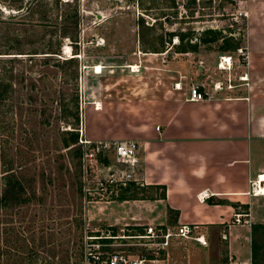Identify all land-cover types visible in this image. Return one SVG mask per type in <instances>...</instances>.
<instances>
[{"label":"rangeland","instance_id":"rangeland-1","mask_svg":"<svg viewBox=\"0 0 264 264\" xmlns=\"http://www.w3.org/2000/svg\"><path fill=\"white\" fill-rule=\"evenodd\" d=\"M27 1L31 2L24 0V4ZM255 1L156 0L147 8L145 20L153 25L142 44L136 0H38L31 2L35 10L30 16L25 10L17 13L19 0H0V19L12 18L15 23H0V52L13 43L17 48L8 52L42 51L49 40L54 49L61 47V55L54 57L11 58L13 70L10 62H0V67L4 64L8 69L0 84V264H81L85 225L98 228L93 224L99 223L103 202L123 200L118 199L123 190L114 189L112 194L117 196L112 198H102L94 190L112 159V146L102 147L112 141L102 135L112 127L113 115L127 118L122 120L125 124L115 121L116 125L129 124L132 105L143 99V90L158 92L160 87L154 75L135 78L127 67L140 57L147 70L159 67L161 58L141 49L164 44L168 55H173L175 49L168 40L178 43L174 34L189 29L195 41L205 29H220L243 48L244 11ZM76 10L77 22L64 21L66 14ZM208 47L219 54L225 51L220 39L199 49L211 50ZM244 52L237 59L244 58ZM97 64L103 66L100 77L94 72ZM97 100L103 109L95 110ZM80 140L91 143L84 145ZM84 152L93 155L85 157ZM123 194L130 197L126 200L156 199L163 196V189L138 183ZM167 219L173 223L174 214L168 212ZM254 242L251 264H264V227L255 232ZM175 246V264H189L192 256L205 257L211 264H229L220 244L200 249L193 241L179 240Z\"/></svg>","mask_w":264,"mask_h":264},{"label":"crops","instance_id":"crops-1","mask_svg":"<svg viewBox=\"0 0 264 264\" xmlns=\"http://www.w3.org/2000/svg\"><path fill=\"white\" fill-rule=\"evenodd\" d=\"M244 12L246 45L240 46L241 51L219 54L198 49L168 55L167 50L150 53L161 58L159 67H152L158 70H147L142 57L127 67L135 78L154 75L160 87L158 92L143 90V99L133 103L125 127L115 121L126 116L113 115V125H107L102 137L136 140L135 178L161 187L163 196L105 201L94 226L170 223V209L174 222L196 223L209 246L225 247L229 264H251V227L264 225V194L248 193L259 175L264 176V0L251 3ZM239 52L245 57L237 59ZM222 56L230 57V67L219 65ZM102 68L94 66L97 77ZM194 86L206 93L203 101L188 100ZM96 103L95 110L104 108L100 100ZM237 207L247 209V223H231ZM202 247L206 246L198 244ZM193 257L189 264H211L205 257Z\"/></svg>","mask_w":264,"mask_h":264},{"label":"built area","instance_id":"built-area-1","mask_svg":"<svg viewBox=\"0 0 264 264\" xmlns=\"http://www.w3.org/2000/svg\"><path fill=\"white\" fill-rule=\"evenodd\" d=\"M242 50V48H238ZM224 63V66H222ZM230 57L222 56L219 65L230 67ZM176 85H179L176 83ZM206 93L192 87L188 100L203 101ZM159 129V126H156ZM84 145L90 140H80ZM112 146L111 163L105 165L107 173L98 178L94 190L100 197L112 198L114 189H123L131 183L138 184L135 178L137 164L138 143L134 139L114 140L108 145L106 141L102 147ZM96 148H100L96 146ZM98 150V149H97ZM92 153L84 152V156ZM257 185L252 184L253 195L264 194V176L259 175ZM141 184V183H140ZM262 189V190H261ZM87 190H91L87 188ZM102 200V199H101ZM248 213L236 212L231 223H247ZM191 240L200 246H207L208 240L204 232L196 223H145L125 225L121 227L104 226L94 228L86 224L84 227L81 248V264H171V248L179 240ZM231 260V258H230ZM232 262V260H231ZM232 264H237L232 262Z\"/></svg>","mask_w":264,"mask_h":264},{"label":"trees","instance_id":"trees-1","mask_svg":"<svg viewBox=\"0 0 264 264\" xmlns=\"http://www.w3.org/2000/svg\"><path fill=\"white\" fill-rule=\"evenodd\" d=\"M36 1V2H35ZM58 1V0H57ZM156 0H136L138 9H139V13L137 16V34L139 36V40L140 42L143 44L144 43V35L146 34L147 29H149L153 24H149V22H147L145 20V16L148 17V13L147 12V8L153 4ZM32 3H37L38 0H31ZM31 2H25L24 4V0H19V7H17V13H21L23 14L24 10L25 12H27V15L30 16L34 13V4H32ZM1 15V14H0ZM77 18H78V12L77 10L73 13V14H66V16L64 17V21L73 19L74 22H77ZM10 19V18H9ZM0 23L5 24V23H11V24H15L14 21L12 20V18L10 20H6L4 18L0 19ZM194 34V31L192 29H189L188 31H182L179 34H174L176 35V38L178 40V43H174L172 44V40L171 38L168 40V43L171 44L170 47H174L175 52L177 53H184V52H193V51H197L201 45H205L208 43H212V42H216L219 39L223 42L224 47L223 50L225 51H229V50H235L239 47L237 42H231L230 40H232V37H224L222 35V31L220 29H215V28H209V29H205L204 31H202V37L200 39H198V41L193 40L192 35ZM4 37L6 36L5 34H3ZM65 37V36H63ZM162 37V35L160 36V38ZM59 38H61V35H59ZM18 42V41H17ZM52 41H46L45 45H46V49H43L42 51H38L35 49H32L31 51L28 52H21L18 50H16L15 52H8L10 50H13V46H15V48H17L14 43L13 45H7V51L5 52H0V62L2 63H8L10 62V68L13 70V62H11L14 58L18 55H28V54H32V55H38V54H45V56H49V57H54L57 55H61V47L58 44V48L54 49L53 45H52ZM52 46V47H51ZM60 47V48H59ZM207 49H211L210 47H208ZM143 52H153V53H159V52H165L168 50V48H166V46H164V44H162L160 47H147V48H143L141 49ZM14 55L13 57H11L12 55ZM2 56H10L7 57L8 59H3L4 57ZM74 58V57H72ZM70 58V59H72ZM1 71H3L2 73H0V84L1 81L3 80V78H5V74L8 71L7 66L2 64L1 65ZM2 92L0 93V97L2 96ZM132 185H134V183H131L128 187L120 189L123 190V192H121L120 196H118V199H127L130 197H126L123 193L129 190V187H131ZM132 198V196H131ZM134 198V197H133ZM169 212H171V210L169 209ZM264 225H260V224H253L251 227V231H252V243H251V253H252V261L254 258V250H255V242H254V235L255 232L258 229L263 228ZM254 264V263H252Z\"/></svg>","mask_w":264,"mask_h":264},{"label":"bare ground","instance_id":"bare-ground-1","mask_svg":"<svg viewBox=\"0 0 264 264\" xmlns=\"http://www.w3.org/2000/svg\"><path fill=\"white\" fill-rule=\"evenodd\" d=\"M136 66H134V68H135ZM101 69V67L100 66H98V70H100ZM262 190V189H261ZM258 194H261L260 192L258 193Z\"/></svg>","mask_w":264,"mask_h":264},{"label":"water","instance_id":"water-1","mask_svg":"<svg viewBox=\"0 0 264 264\" xmlns=\"http://www.w3.org/2000/svg\"><path fill=\"white\" fill-rule=\"evenodd\" d=\"M99 16V15H98Z\"/></svg>","mask_w":264,"mask_h":264}]
</instances>
